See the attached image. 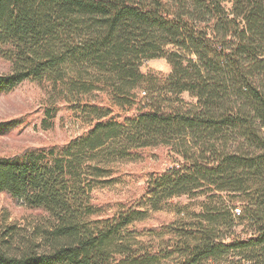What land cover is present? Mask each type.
Listing matches in <instances>:
<instances>
[{
  "label": "trees",
  "instance_id": "trees-1",
  "mask_svg": "<svg viewBox=\"0 0 264 264\" xmlns=\"http://www.w3.org/2000/svg\"><path fill=\"white\" fill-rule=\"evenodd\" d=\"M0 48L11 65L0 93L47 82L46 115L61 100L90 125L66 146L0 156V193L43 212L30 228L0 227V264H158L173 255L178 264H264V0H0ZM154 58L171 73L142 72ZM95 92L117 111L92 104ZM19 123H0V134ZM157 146L176 158L147 183L152 208L213 193L202 212L160 228L171 234L164 247L138 238L159 231L135 225L144 198L106 216L93 199L113 163Z\"/></svg>",
  "mask_w": 264,
  "mask_h": 264
},
{
  "label": "rangeland",
  "instance_id": "rangeland-1",
  "mask_svg": "<svg viewBox=\"0 0 264 264\" xmlns=\"http://www.w3.org/2000/svg\"><path fill=\"white\" fill-rule=\"evenodd\" d=\"M1 50L0 48V74H4L10 72L11 65L3 57ZM141 70L145 74L153 72L168 75L172 69L166 59L154 58L144 61ZM139 93L143 95L142 92ZM182 97L187 102H195L188 93ZM91 100L92 104H100L117 111L103 92H95L91 95ZM51 102L47 82L26 80L9 92L0 93V123L20 120L17 126L0 134V156H14L25 150L66 146L87 132L90 125L84 115L79 111L74 112L61 100H58L59 110L56 114L53 117L47 116L45 112L47 108L52 107ZM175 158L168 147L157 146L142 150L134 159L113 163L112 171L106 177L107 182L93 192L94 202L103 206V214L106 216L142 200L147 183L153 176L171 167ZM212 194L208 189H204L194 196H175L163 201L159 209L152 208L148 198H144L141 209L145 213L143 219L136 221L135 225L139 229L159 231H143L142 235L138 236L139 240H153L159 247H164L171 234L160 231V228L186 219L190 214L202 212L205 206L212 203ZM220 195L225 198L227 196L225 193ZM228 204L231 208H244L240 201ZM42 215L40 209L27 206L23 198L0 193V227L14 223L30 228ZM242 229L243 224L236 221L233 231L239 233ZM226 258L230 259L221 258L212 264H228ZM178 261V256L173 255L162 259L158 264H178Z\"/></svg>",
  "mask_w": 264,
  "mask_h": 264
},
{
  "label": "built area",
  "instance_id": "built-area-1",
  "mask_svg": "<svg viewBox=\"0 0 264 264\" xmlns=\"http://www.w3.org/2000/svg\"><path fill=\"white\" fill-rule=\"evenodd\" d=\"M235 215H239L241 213V209L240 208H235L234 210Z\"/></svg>",
  "mask_w": 264,
  "mask_h": 264
}]
</instances>
